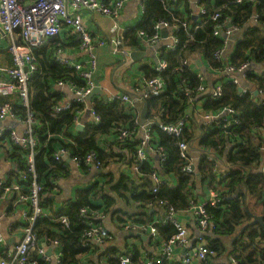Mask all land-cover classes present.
<instances>
[{"label":"trees","instance_id":"16d2710c","mask_svg":"<svg viewBox=\"0 0 264 264\" xmlns=\"http://www.w3.org/2000/svg\"><path fill=\"white\" fill-rule=\"evenodd\" d=\"M200 2L208 11L200 21L202 27L193 32L191 37L181 28L175 31V36L179 39L178 49L172 53L165 50L162 55L167 61V67L161 72H156L143 66L142 70L149 75L148 78L159 76L165 81V90L160 95H150L143 102H139L142 109L140 115L120 100L104 101L96 98L92 108L99 121L87 123L81 131L74 130L78 113L84 107L81 103L73 102L70 108L53 113V108L64 99V94L55 90L52 84L56 80H64L81 87L83 82L74 69L56 62L53 53L57 47H66V40L76 47L78 41L71 36L65 38L60 35L51 38L44 48L34 51L38 66V71L30 82V107L37 126L34 129V170L43 187L40 205L50 215L37 218L33 225L37 246L31 251L30 260L40 262L37 250L41 248L43 241H56L57 250L61 253L59 264H82V256L89 254L91 250H88L89 247L85 244L88 227L84 224L80 211L84 208H96L94 200L102 201L107 207L113 204L114 196L118 197L126 205L125 212L121 209L119 211L127 214V217L135 220L137 224L146 225L153 220L154 210L160 213L167 207H172L175 211L188 210L190 199L196 197L198 184H204L206 181L212 190L218 192L219 202L216 206L208 203L204 207L213 222V228L206 235L207 246L213 253L207 255L202 264H210L222 255L227 256V261L229 257L233 258L236 264H264V173L260 170L264 153V71L248 77L259 91L257 95L251 92L239 95L236 85L224 81L221 95L215 100H206L203 103L202 108L206 111L217 112L224 106L232 107L236 111V122L227 134L222 128L215 126L207 132L202 130L198 136L196 125L192 121L189 124L190 130L185 133L188 141L194 139V143L200 148L210 149L217 157V162H222L225 166L224 190L219 189L221 182L218 179L216 162H209L204 157L198 160L196 168L200 174L199 181L196 176L185 175L181 172L184 160L177 155L175 139L154 129V139L165 148L166 158L161 170L172 174L177 179L176 185L154 184L151 173L157 167L152 165L151 159V162L147 161L139 166L136 177L106 173V182L91 184L86 190L78 193L76 200L64 202L57 209L52 204V198L44 196L54 188V179L69 175V169L64 162L54 160L52 156L59 147H65L79 157L88 152H95L102 160L103 167H107L120 159L106 153L98 146L97 140L99 137L110 135L115 138L116 126H130L138 115L142 119L156 118L163 123H174L188 111L193 117L191 111L198 95L200 80L186 63H189L194 54L201 53L212 66L220 67V62L213 58V53L222 47V40L213 35L215 22L211 20V16L215 10L221 14V20L227 17L244 30L242 39L237 42L229 61L235 65L247 60L264 63V0H243L241 3L217 0L214 5L211 0ZM170 7V4L148 0L144 7L143 20L122 34L125 44L137 45V32L143 30L151 35L153 25L160 20L166 21L168 26L180 25L182 18L170 10ZM254 12L258 14L257 22L247 27ZM11 66V54L0 46V68ZM182 87L189 95L182 91ZM4 102L12 103L20 119L25 117V111L19 105L16 95H0V103ZM6 135L4 139L7 138ZM65 137L70 140L64 139ZM2 140L3 138H0V148L3 149L6 159L16 162L17 166L0 185V199L6 195L10 185L16 182L21 187L19 191L13 189L16 200L18 192H27V180L20 178L21 174L28 178L30 176L24 158L27 151L10 142L4 146ZM137 143L135 139L125 147L133 153ZM129 159L131 160L130 157ZM153 187L157 189L156 192H152ZM256 207L260 208L256 215L261 217V222H253L246 211L253 214L257 210ZM61 217H65V223L60 222ZM155 226L163 240L176 233L170 223L159 222ZM224 237H229L230 240L224 242ZM1 251L3 252L0 246V255ZM105 253L106 264H118L119 256L125 254H130L134 264L140 262L141 253L136 248L125 247L119 250L110 247ZM160 264L180 263L163 259Z\"/></svg>","mask_w":264,"mask_h":264},{"label":"built area","instance_id":"2783aa9c","mask_svg":"<svg viewBox=\"0 0 264 264\" xmlns=\"http://www.w3.org/2000/svg\"><path fill=\"white\" fill-rule=\"evenodd\" d=\"M130 0H0V29L3 32V39L6 43V49L9 51L12 57V66L6 68H0V95L2 96H17L19 105L25 111V117L20 119L14 109L11 102L0 103V122L1 121H15L16 123H22L23 129L21 132L14 129L12 126L0 127V138H3V145H8L10 142L14 145L26 149L25 153V163L27 166V171L30 173L29 178L26 175L21 174L20 178L22 180H27L26 193H19L16 195V201L26 202L28 205V210L24 212V224L21 228L22 236L15 248L7 254L6 259H0V264H52L50 256L45 255L42 248L37 250L39 261L30 260V253L37 246V239L33 232V225L37 218L46 217L50 215L41 205V195L43 187L38 181L37 174L34 170V158L36 154V149L34 148L35 137L34 129L36 126V119L31 112L30 102V82L34 77L35 73L38 71V66L35 61L34 51L36 49L44 48L51 38L63 35L65 38L73 37L78 41V54L86 53L88 59L86 60H69L68 57L62 52L63 49L57 47L53 53V59L63 64L66 67L74 69L79 78L82 80L83 84L81 87L77 86L75 83L56 80L52 84V87L61 91L63 87H69L73 93L72 99H66L64 92V99L61 100L52 110L53 113H59L60 111L70 108L73 102L81 103L83 107L86 104L85 97L90 93L93 87L97 86L92 80V74L96 68V55L93 52V46L101 45L104 41L101 38L93 35L92 32L83 23L80 12L87 10L90 12H97L104 15L117 17L119 11L123 5ZM142 9L144 8L145 2L148 0H140ZM163 4H170L172 6L178 2V0H156ZM235 3H241L243 0H229ZM198 4V11L196 15V23L192 26L183 24L171 25L173 29H183L187 31V35L191 37L192 33L202 27L200 24L201 19L208 13L204 5L201 4L200 0H196ZM221 14L218 10L213 12L211 20L215 23L213 25V35L222 40V47L213 53L215 60L220 62V72L223 77L226 78L225 81L231 82L234 85L241 88L239 95L245 94L244 88L240 85L238 74L242 77L249 76L253 74L251 71V65L254 63L251 60L242 62L239 65H235L229 58L233 55L234 45L233 42L234 35L239 34L240 27L233 24L227 17L220 19ZM258 14L254 12L251 17L250 22L255 24L257 22ZM251 24V25H253ZM168 24L164 20H160L153 25L154 33L148 35L145 31L140 30L137 32V39L145 45H153L160 41V34L158 29L162 27H167ZM179 26V27H178ZM118 27L113 25L110 28V33H116ZM173 44L169 46V51L176 52L177 45L179 43L178 37L172 36ZM113 50L114 52L120 54L121 60L123 61L122 71L127 67L130 58L131 48L125 44L124 38L120 35L118 38L113 39ZM227 53H229L227 55ZM163 55V53H162ZM189 66V63H186ZM167 67V61L162 57L158 59L154 65V71L161 72ZM200 80V86L198 87V95L195 97V102L192 106L191 114L190 111L185 113L178 121L174 123H163L156 118L142 119L138 117L134 118L133 123L130 126L124 127L118 125L114 128L116 137L114 144L127 145L133 142L135 139L138 141L133 153L130 152V158L132 163L130 164V169L132 172L137 173L139 171V166L147 161L151 162L152 165L156 166L157 169L151 173V180L156 185L162 183L173 184L172 174L164 173L162 168V163L166 158L165 148L154 139L153 131L154 129L160 130L167 136L175 139V145L177 147V155L184 160V165L181 168V172L185 175L196 176L197 168V158L193 157L191 154L192 142L194 139L188 141L185 133L188 132L189 124L192 121L196 126L195 129H199V136L201 131L212 130L215 126L222 128L227 134L233 123L236 122L235 116L236 111L229 106H224L217 112L203 110L202 106L206 100L217 99L222 92V81L220 83H215L210 85L211 87L204 83L202 77L198 75ZM165 90V81L159 76H154L145 80L142 88H136L134 90V96L125 93H120L118 91H110L105 96L107 101L120 100L127 106H130L135 110L136 105L139 102H143L145 98L150 95L157 96L160 95ZM257 90V89H254ZM254 90L251 92L254 94ZM182 91L186 95L189 92L182 87ZM245 92V93H244ZM259 91H257L258 94ZM254 94V95H257ZM95 97L89 101V107H86L87 111L92 115V123H97L99 121L98 116L95 114L92 105ZM79 117L77 116V119ZM76 119V121H77ZM76 125V124H75ZM229 126V131H226V127ZM7 134V138L4 139V135ZM105 151H109V144H105ZM204 150V158L207 161L215 163L216 170L218 163L217 157L211 152L210 149ZM123 149H117L115 153L121 156ZM114 154V153H113ZM117 158V155L114 154ZM54 160L64 162L67 166L68 164L64 161V158L68 157L70 162H73L79 166L86 168L104 169L103 162L99 159L95 152H88L81 157L73 155L69 149L65 147H59L52 154ZM261 167V172L264 173V158ZM68 167V166H67ZM160 167V169H159ZM218 179L223 180L225 178V171H218ZM5 180L0 178V185L4 183ZM54 188L57 187V179L53 180ZM20 185L13 182L10 188L6 190L16 191L20 190ZM155 187L152 188V192H156ZM219 202L218 192L216 190H211L209 198L204 202L198 203L196 197L190 199L189 209L192 210L193 221L195 223L197 234L194 236V246L190 251H187L182 259H174L175 247L185 248L190 244L191 235L188 226L183 223L178 218V212L172 207L164 208L160 215L152 220L146 225H141L143 229H149L150 235L153 237L155 246L158 249L157 255L152 258H146L140 260L139 264H160L163 259L176 261L180 264H193L198 262L202 264L206 259V256L212 254L213 252L207 246L206 235L213 228V222L210 219V215L205 210V204H210L216 206ZM82 218L84 224L87 225L88 229L85 233L86 245L88 243H102L110 235L107 233L106 229L102 224L103 213L99 210L93 209H81ZM60 222L65 223V217H61ZM170 223L176 229V233L167 240L160 239L158 236L156 223ZM90 240V241H89ZM3 241L2 234L0 233V242ZM53 245L58 246V242L51 241ZM61 253L56 249L53 254L54 259L58 262L60 260ZM118 264H134L130 259V254L120 255ZM212 264V263H210ZM220 264H236V261L229 257L228 261L222 262Z\"/></svg>","mask_w":264,"mask_h":264},{"label":"crops","instance_id":"0c3cea01","mask_svg":"<svg viewBox=\"0 0 264 264\" xmlns=\"http://www.w3.org/2000/svg\"><path fill=\"white\" fill-rule=\"evenodd\" d=\"M217 0H211V4H215ZM146 2L144 4V7ZM170 10L176 12L177 15L182 18L183 24H187L188 26H192L193 23L196 22V15L198 11V4H196V0H178L170 7ZM83 23L87 26V28L92 32L93 35L101 38L104 43L101 45L93 46V52L96 55V68L92 74V80L95 84L102 90L105 94L110 91H118L120 93H125L128 95L134 96V90L136 88H142L146 79H148L149 75H146L144 70H142L143 66L148 67L150 70L154 71V65L162 57V53L164 51H169V46L173 44L172 36H175L176 29H173L172 26L162 27L158 29V33L160 34V41L153 45H145L137 39L138 44L128 46L132 51H137L140 54L139 60L137 62L132 63L131 57L129 58L127 67L122 71L123 61L121 60L120 54L114 52L113 50V39L118 38L120 35L124 34L129 28L134 27L138 23L143 20L144 16V8L142 9L140 0H130L126 2L121 10L118 13L117 17H112L108 15H104L97 12H90L87 10H83L80 12ZM252 22H248V26L250 27ZM116 25L118 27L116 33H110V28ZM255 25V24H253ZM252 25V26H253ZM179 27V26H178ZM165 33L164 36L161 33ZM239 34L234 35L233 42L239 41L242 39V35L244 30L237 31ZM154 33V31H153ZM152 33V34H153ZM176 37V36H175ZM0 38H3L2 33L0 32ZM138 38V37H137ZM177 38V37H176ZM3 40V39H2ZM125 41V40H124ZM66 47L62 48L63 53L69 60H86L88 59V55L86 53L78 54V48L76 45H71L69 40L65 41ZM4 43V44H3ZM0 42V46L3 47V50L6 49L5 41ZM237 42H235L234 49H236ZM229 53H227L228 55ZM233 56V55H232ZM214 58V57H213ZM195 60L200 61V65L195 63ZM217 61V60H216ZM251 65V71L253 74H260L264 71V63H258L256 61ZM188 68L195 73L198 77L200 75L205 84H207L210 88L212 84L224 82L226 78L223 77L220 72V67L212 66L206 58L201 53L194 54L189 60ZM250 76V75H249ZM249 76L245 78L238 74V79L240 85L244 88L245 92H252L255 89L254 84L249 80ZM62 92L65 93L66 99H72L73 93L69 87H63L61 89ZM244 92V93H245ZM95 98H99L95 96ZM89 103L86 101V104L78 113V119L75 124L81 123L83 127L87 123H92V115L86 109L89 107ZM141 103H138L135 107L136 112H139V115L142 113V109L140 108ZM88 112V113H87ZM12 126L17 131L21 132L23 129L22 123H13L9 124L8 121H1L0 127ZM74 130L75 127H74ZM198 128L196 129V134L199 136ZM64 139L70 140V138L65 137ZM98 146L102 148L104 151V145L109 144V151H105L106 153L116 154L117 158L120 159L117 162H112V165L107 166L106 168L100 170L95 168H86L83 166H79L73 162L65 161L68 165L69 175L65 178L57 179L58 185L56 188H52L50 192H46L44 196H50L53 201L52 204L55 209L59 208L61 204L64 202H69L76 200L78 193L80 191L86 190L91 184L99 183L102 184L106 182V173H111L115 175L125 174L130 177H136V173L132 172L130 169V164L132 160L130 157V149L124 147L123 145L114 144L115 138L110 136H102L99 137ZM229 147V146H228ZM123 149L122 155L118 157V154L115 153L117 149ZM191 154L195 158H197V162L200 158L204 157V150L200 148L199 145L192 142ZM113 154V155H114ZM264 158V153L262 154ZM130 160V163L129 160ZM263 160V159H262ZM263 163V161H262ZM263 164L260 165V169ZM16 162L10 161L6 159L3 149L0 148V178L3 180H7V177L13 170H16ZM218 171L223 172L226 170L225 166L222 162L218 163L217 166ZM100 170V171H99ZM219 177V174H218ZM220 179L219 189L224 190L225 186V178ZM198 180V179H197ZM199 181V180H198ZM177 179L173 178V184L176 185ZM211 187L209 183L205 181L204 184L199 183L197 189L195 190L196 201L198 203L204 202L209 198ZM14 192L8 191L2 199H0V233L2 234L3 241L0 242V246L3 250L1 251L2 255H0V259H6L7 254H9L22 236V226L24 224V212L28 210V205L26 202H18L15 200ZM114 202L110 206H105L102 201L94 200L93 204L96 208L103 214L102 224L106 229L107 233L110 235L105 241L102 243H88V250H91L89 254H85L81 258L82 264H106V251L110 249V247H114L116 249H123L125 247L136 248L141 253L140 260H144L146 258H152L157 255L158 249L155 246V242L153 237L149 233V229L141 228V224H137L135 220L129 219L127 214L124 215L126 211V205L123 200L118 197H113ZM119 209L124 212H120ZM256 211L253 214H258L257 211L260 208L256 207ZM47 211V210H46ZM153 211V209H150ZM48 212V211H47ZM155 215L153 216V220L156 219L160 211L154 210ZM178 218L185 223L191 235L190 244L185 247H175L174 251V259L177 261L182 259V256L190 251L194 246V236L197 234V229L195 223L193 221L192 210H182L178 212ZM140 233L139 236H133L130 234ZM142 235V236H141ZM143 235H145L143 237ZM159 236V234H158ZM160 239H163L159 236ZM224 242H228L230 240L229 237H224L222 239ZM90 241V240H89ZM41 248L43 251L49 252V256L51 258L52 264H59V262L54 259L53 254L56 252L57 247L48 241H43L41 244ZM227 260L226 255H222L220 258L214 259L212 264H220ZM193 264H199L198 262H194Z\"/></svg>","mask_w":264,"mask_h":264},{"label":"water","instance_id":"95a60500","mask_svg":"<svg viewBox=\"0 0 264 264\" xmlns=\"http://www.w3.org/2000/svg\"><path fill=\"white\" fill-rule=\"evenodd\" d=\"M0 32L3 33V32L1 31V29H0ZM161 35L164 36L165 33L162 32ZM232 38H234V37H232ZM140 54H141V53H139V52H137V51H132V52L130 53V57H131L132 61H133V62H137V60H139L138 58H139ZM195 63H196L197 65H200V61H199V60H198V61L195 60ZM237 90L240 92V91H241V88L238 87ZM254 94H257V90H254ZM95 96L99 97V99H102V100H104V101H107L106 96L104 95V93L102 92V90H100V88H99L98 86L93 87V89L90 91V93L85 97V101L89 102V101H91L92 98L95 97ZM88 112H89V111H88ZM88 112H87V113H88ZM8 122H9V124H11V125H12L13 123H16L15 121H8ZM0 123H1V122H0ZM75 129H76V131H81V130L83 129V124H81V123L76 124V125H75ZM229 129H230V127L227 126L225 130H226V131H229ZM64 160L68 162L70 159H69L68 157H66V158H64ZM99 171H100V170H99ZM196 178H197L198 180H200V174H199L198 172H196ZM246 211H247L249 217L252 218V221H253V222H261V217H260V216H257V215H254V214H252V213H249L248 210H246ZM130 235H133V236H139L140 233L138 232V233H134V234H130ZM141 236H142V235H141ZM144 236H145V235H143V237H144ZM144 238H145V237H144ZM49 254H50L49 252H46V253H45V255H47V256H49Z\"/></svg>","mask_w":264,"mask_h":264},{"label":"rangeland","instance_id":"374dc122","mask_svg":"<svg viewBox=\"0 0 264 264\" xmlns=\"http://www.w3.org/2000/svg\"><path fill=\"white\" fill-rule=\"evenodd\" d=\"M132 63H134V62H132Z\"/></svg>","mask_w":264,"mask_h":264}]
</instances>
